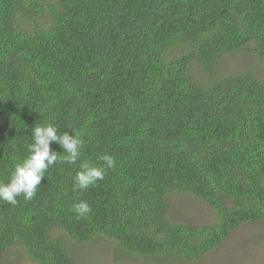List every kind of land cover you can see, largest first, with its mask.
<instances>
[{
    "label": "trees",
    "instance_id": "1",
    "mask_svg": "<svg viewBox=\"0 0 264 264\" xmlns=\"http://www.w3.org/2000/svg\"><path fill=\"white\" fill-rule=\"evenodd\" d=\"M231 56L264 72V0H0V181L28 156L35 124L85 141L32 200H0V264L12 250L81 264L72 249L96 241L120 260L198 264L264 222V74L227 72ZM105 153L115 168L74 190L80 163ZM175 195L215 222L175 218ZM80 200L87 218L72 210Z\"/></svg>",
    "mask_w": 264,
    "mask_h": 264
},
{
    "label": "clouds",
    "instance_id": "2",
    "mask_svg": "<svg viewBox=\"0 0 264 264\" xmlns=\"http://www.w3.org/2000/svg\"><path fill=\"white\" fill-rule=\"evenodd\" d=\"M31 136L32 143L28 146V156L15 163L7 182L0 181V200L11 205L17 204V197L21 195L25 200H32L45 173L58 161L75 165L85 144L80 133L70 131L61 133L52 122L35 124ZM53 142L58 144L62 151L54 150L51 147ZM99 160L101 161L99 165L90 162L80 163L79 170L73 177L74 190H86L94 186L97 181L104 179L107 170L116 166V159L111 154L105 153ZM72 210L78 219L87 218L92 212L91 206L84 200L74 202Z\"/></svg>",
    "mask_w": 264,
    "mask_h": 264
},
{
    "label": "rangeland",
    "instance_id": "3",
    "mask_svg": "<svg viewBox=\"0 0 264 264\" xmlns=\"http://www.w3.org/2000/svg\"><path fill=\"white\" fill-rule=\"evenodd\" d=\"M246 67L257 70L260 76L264 74L263 66L252 59L231 56L223 62V69L227 72ZM172 214L175 218L192 224L208 225L215 222L213 210L190 195H175L172 198ZM72 251L81 264H153L126 258L120 260L107 241L92 242ZM7 264L35 263L30 262L22 253L12 250ZM198 264H264V222L240 228L219 249Z\"/></svg>",
    "mask_w": 264,
    "mask_h": 264
}]
</instances>
